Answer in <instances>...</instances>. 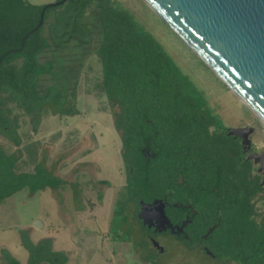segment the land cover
<instances>
[{
  "label": "trees",
  "instance_id": "16d2710c",
  "mask_svg": "<svg viewBox=\"0 0 264 264\" xmlns=\"http://www.w3.org/2000/svg\"><path fill=\"white\" fill-rule=\"evenodd\" d=\"M46 6L32 5L29 0H0L2 139L12 141L15 147L21 145L22 114L14 110L31 116L38 126L39 110L44 104L63 107L69 93L76 96V92L54 84L55 58L42 61L48 53L55 57L57 49L72 43L92 45L81 54L97 55L102 62L99 92L109 101L114 126L122 138L123 157L133 176L125 189L123 206L150 201L164 193L173 175L169 169L173 148L198 149L199 138L203 149L218 150L221 161L227 158V142L216 146L212 136L225 132L219 117L211 113L202 94L127 10L117 8L111 0H70L47 8L42 27L31 33L39 26ZM66 70L78 72L73 66ZM47 80L53 84L47 86ZM63 111L70 113L64 107ZM211 128H215L213 134ZM146 149L155 155L153 160L145 155ZM230 150L234 160L232 182L222 187V178L228 180L229 176L220 168L219 195L202 206L196 221L200 229L219 223L213 237L218 258L237 264H264V223L255 219L253 203L259 193L258 181L251 178L252 167L243 161L241 146L229 143ZM21 157L0 145V207L22 190L35 194L63 184L40 162H32V171L23 169ZM22 237L30 254L28 264L68 263L63 252L52 249L51 240L34 245L26 233ZM4 254L7 260L3 264H21L6 250Z\"/></svg>",
  "mask_w": 264,
  "mask_h": 264
},
{
  "label": "rangeland",
  "instance_id": "374dc122",
  "mask_svg": "<svg viewBox=\"0 0 264 264\" xmlns=\"http://www.w3.org/2000/svg\"><path fill=\"white\" fill-rule=\"evenodd\" d=\"M57 1L29 3L45 6ZM111 1L117 8L127 10L156 39L202 94L225 129L255 127V147L264 150V125L232 92L225 91L222 83L199 68L200 59L143 0ZM76 46L70 43L57 49L55 57L48 53L42 58L56 60L54 84L76 92L75 97L67 95L63 106L70 113H65L59 104L46 103L39 110L37 126L31 116L16 109L15 114H22L21 145L15 147L12 141L0 137V145L22 156L23 169L32 171V162H40L63 182L55 190L35 194L22 190L2 203L0 264L7 260L5 250L21 264H28L30 254L23 245L24 233L34 245L51 240L52 249L68 258L67 264H229L186 249L170 236L156 241L164 254L149 248L147 262L144 261L142 240L148 233L134 220L135 206H123L128 170L121 156L122 142L114 127L109 101L98 88L103 76L102 62L98 56L81 54L92 45ZM69 66L81 73L66 70ZM45 84L53 83L47 80ZM259 198L258 222L264 217V197ZM36 222H40L38 227Z\"/></svg>",
  "mask_w": 264,
  "mask_h": 264
},
{
  "label": "water",
  "instance_id": "95a60500",
  "mask_svg": "<svg viewBox=\"0 0 264 264\" xmlns=\"http://www.w3.org/2000/svg\"><path fill=\"white\" fill-rule=\"evenodd\" d=\"M68 1L47 5L39 26L31 33L42 27L47 8ZM143 1L264 125V0ZM254 131L252 127L231 128L228 135L240 139L247 151L251 149ZM248 159H255V164L262 159L260 171L264 169V152L251 154ZM158 204L141 202L138 218L147 225L143 213L147 208L155 209L156 220L166 224L162 231L170 229L175 233ZM39 224L36 222L35 226ZM155 246L160 248L156 242Z\"/></svg>",
  "mask_w": 264,
  "mask_h": 264
},
{
  "label": "flooded vegetation",
  "instance_id": "af4514ba",
  "mask_svg": "<svg viewBox=\"0 0 264 264\" xmlns=\"http://www.w3.org/2000/svg\"><path fill=\"white\" fill-rule=\"evenodd\" d=\"M91 56L94 55L91 54ZM147 122L150 123V121ZM252 128H254L255 131L251 136V149L247 151L244 150L240 139H236L233 136L228 135L229 129L224 128L225 132L220 133L219 135L218 133L213 134L215 128H211V133L213 134L212 136L215 137L213 140L217 141L216 146H223L225 144L224 142H227V158L224 161L219 160L218 150L203 149L201 147V140L199 138L198 149L187 148L184 151H176L174 148L172 149L169 169L171 172H173V175L171 177V182L169 183V185L167 187L165 186L164 193L159 197L151 198L150 201L140 200L137 203H129V205L132 204L135 206L133 211L135 215L134 220H136L139 225H141L144 233H148V235H143L142 240L144 247L143 250L145 251H142L143 253H141H146L144 257L145 262H147V256L150 254L148 252L149 248L153 251L155 250L158 253H165L163 249V251H161V248L155 246V242L159 237L162 236L173 237L186 249L198 250L201 255L210 257L215 261H225L218 258L213 250L215 245L217 244L216 239L213 237L216 230L218 229L219 223L213 224L211 226L209 225L208 227H206L205 225V228L200 229L199 220L197 224L196 219L200 214L202 206L212 203L214 199H216L219 195L220 190L218 170L220 168L224 169L226 174L229 176L228 180H224L222 178V187H229V183L232 182L231 175H233L232 172L234 169V160L229 155V153L232 154L231 150L229 151V143L231 145H234V143L237 142L241 146L243 161L250 163L252 167L251 178L258 181L259 193L253 200L256 209L255 219L258 221L259 214L257 210V201L260 199L259 197H264V169L260 171L263 160L258 159V163L255 164V159L249 160L248 157L251 154L255 153L262 154L264 150H260L255 147L256 144L254 143V138L257 136V129L255 127ZM221 137H223V139L220 140ZM172 143H174V141ZM173 146H176V144L174 143ZM144 153L146 156H150L149 160H153L155 158L154 154L150 155L149 149H146ZM121 156L124 161V165L128 170L123 157V152L121 153ZM132 177L133 176H131L128 171V183ZM128 183L126 185V188L128 186ZM141 202L145 203L146 205H153L155 202H158V205L163 207L164 212L169 219L175 233H173L170 229L167 231H162L166 227V224L160 223L156 220L158 217V211H156L155 209L153 210L152 208H147L143 213V216L147 221V225H145L144 222L138 218V215L142 211L140 206ZM259 222L264 223V217ZM179 228H182L183 231L181 232ZM221 263L223 264V262ZM227 263L237 264L233 261H227Z\"/></svg>",
  "mask_w": 264,
  "mask_h": 264
},
{
  "label": "crops",
  "instance_id": "0c3cea01",
  "mask_svg": "<svg viewBox=\"0 0 264 264\" xmlns=\"http://www.w3.org/2000/svg\"><path fill=\"white\" fill-rule=\"evenodd\" d=\"M156 40V39H155ZM166 53V52H165ZM167 54V53H166ZM94 55V54H93ZM168 55V54H167ZM94 56H97V55H94ZM169 56V55H168ZM99 57V56H98ZM170 57V56H169ZM194 57L196 58L197 56L194 54ZM198 58V57H197ZM170 59H171V57H170ZM172 60V59H171ZM175 64V63H174ZM198 64H199V68L202 70V71H204L206 74H209L210 76H212L213 78H214V80L218 83V82H220V83H222L210 70H209V68L203 63V62H201L200 60L198 61ZM176 65V64H175ZM180 70V69H179ZM181 71V70H180ZM182 72V71H181ZM182 74L184 75V73L182 72ZM186 76V75H185ZM187 77V76H186ZM222 87H223V89L225 90V91H227V92H231L223 83H222ZM109 109H110V107H109ZM245 127V126H244Z\"/></svg>",
  "mask_w": 264,
  "mask_h": 264
}]
</instances>
